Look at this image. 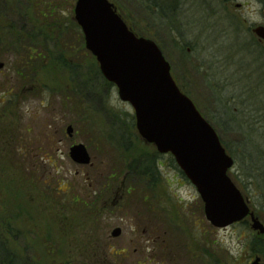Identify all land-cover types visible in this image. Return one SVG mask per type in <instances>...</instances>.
<instances>
[{
  "label": "rangeland",
  "instance_id": "1",
  "mask_svg": "<svg viewBox=\"0 0 264 264\" xmlns=\"http://www.w3.org/2000/svg\"><path fill=\"white\" fill-rule=\"evenodd\" d=\"M109 1L135 34L160 47L178 86L231 149L235 164L228 175L255 214L257 189L246 178L244 156L264 149V56L248 42L247 26L259 21L264 0H155L165 15L176 8L166 18L149 11V0ZM49 2L58 6L54 15L66 33L48 44L69 65L48 56L22 66L6 46L13 39L9 26L30 29L38 7ZM74 4L0 0V217L11 250L34 264L264 261L251 250L260 235L249 218L213 227L173 156L141 139L132 106L114 85L102 83L80 28L70 27ZM73 66L101 98L76 88ZM78 143L87 148L89 164L69 157L70 145ZM141 156L155 158L158 178L150 192L128 170ZM116 227L121 234L111 237Z\"/></svg>",
  "mask_w": 264,
  "mask_h": 264
},
{
  "label": "water",
  "instance_id": "2",
  "mask_svg": "<svg viewBox=\"0 0 264 264\" xmlns=\"http://www.w3.org/2000/svg\"><path fill=\"white\" fill-rule=\"evenodd\" d=\"M74 20L102 76L132 106L139 136L159 153L173 156L199 194L206 220L213 227L224 228L249 216L250 228L264 234V224L227 174L234 163L232 157L214 128L178 89L156 43L131 32L108 0H76ZM255 31L263 34L259 28ZM67 133L71 135V126ZM69 156L78 164L90 162L80 143L70 147ZM120 234L119 227L110 232L111 237ZM249 264L264 261L255 257Z\"/></svg>",
  "mask_w": 264,
  "mask_h": 264
},
{
  "label": "trees",
  "instance_id": "3",
  "mask_svg": "<svg viewBox=\"0 0 264 264\" xmlns=\"http://www.w3.org/2000/svg\"><path fill=\"white\" fill-rule=\"evenodd\" d=\"M148 5L149 11L152 7L158 10L154 12L152 11V14H159V16L162 15L163 18H166L167 15L173 14L174 10H176V8H174L172 11L165 15V10H163L162 3H159L155 0H149ZM56 7L58 6L55 5V3L53 4L50 2L46 5L43 4L42 6L38 7V11L34 13L37 17V21H35L36 24L33 23V26L30 29H27L22 26L17 29L9 24V30L10 33L13 34V39L12 41L6 43V46L7 49H11L10 53L15 54L16 58H18V61L22 64V66L26 65L27 62L31 59L43 61L48 56L51 59L54 58V60L63 59V63L65 65H69L64 60L62 54H58L56 51H54V49L56 50V47L50 46L48 44L49 42L54 41L53 37L57 40L60 35L66 33L63 29L64 25L61 26L62 20H60V17H55L56 15H54L56 13ZM40 20H42V22ZM47 20H49V23H47ZM54 20L57 21L52 23V21ZM64 23H66V21ZM74 26H77V24H75L74 22L71 23L70 27L72 29L74 28ZM65 29L68 30V33L70 32L68 27H66ZM7 55L10 56V54ZM77 67L79 66H73L71 68L72 70L75 68V70H73V72L75 73V80H73V83L75 84L76 88L83 90L87 96L90 95L92 97L95 96L96 98H101L99 93L96 92V87L92 84V82L89 83V81L87 80H80V74H78ZM97 74L106 87L112 85L102 77L99 70ZM237 127L241 128L240 124H237ZM250 141V144H253L252 139H250ZM221 143L224 146L225 150L229 153L231 149L228 148V146L222 140ZM115 149L119 151L118 148ZM255 152L256 157H253L252 154L244 156L245 159H249L250 163L249 166L247 164V167L245 166L246 169L249 171L246 174V178L253 181V183L256 185L257 193L255 196V203H253L255 208V214H257L260 219H264V149H256ZM154 155H156V153ZM154 160L155 158L153 157L151 158L147 156H141L135 158V160H132L128 164V170L130 172H135L134 175L136 177H142L144 179V184L147 187L148 192L152 190L153 183L157 181L158 178V171L156 169ZM254 160L256 161V163L254 162ZM253 171H256L257 175H254ZM145 196H143V198ZM247 219L248 218L243 219L240 223H245ZM8 234L9 231L7 229V225L4 223V219L0 217V264H34V261H32L30 257L20 255L11 250L9 246V241L7 239ZM251 250L253 254L258 256L261 255L264 258V235H260L259 237L254 238L251 241Z\"/></svg>",
  "mask_w": 264,
  "mask_h": 264
},
{
  "label": "flooded vegetation",
  "instance_id": "4",
  "mask_svg": "<svg viewBox=\"0 0 264 264\" xmlns=\"http://www.w3.org/2000/svg\"><path fill=\"white\" fill-rule=\"evenodd\" d=\"M259 3H260L259 21H256L255 23H252L251 25L247 26V33H248V35L250 34L249 39H248L249 40L248 42L250 44L253 42V44H255L256 47L259 46V48L263 51L262 54L264 56V1L259 2ZM239 5L240 4H237V6H239ZM257 28H259V29L262 30V33H263L262 35H259L255 31ZM250 40H252V41H250ZM262 64L264 65V58H263Z\"/></svg>",
  "mask_w": 264,
  "mask_h": 264
}]
</instances>
